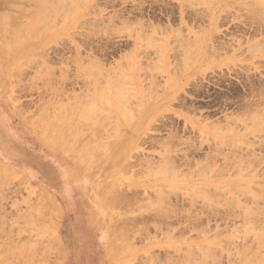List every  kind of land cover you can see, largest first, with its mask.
Listing matches in <instances>:
<instances>
[{
  "label": "rangeland",
  "instance_id": "obj_1",
  "mask_svg": "<svg viewBox=\"0 0 264 264\" xmlns=\"http://www.w3.org/2000/svg\"><path fill=\"white\" fill-rule=\"evenodd\" d=\"M53 1L0 0V264H264V7L254 8L255 0ZM45 5L64 13L55 9L50 22L38 13L36 21ZM22 23L30 32L16 36ZM213 135L243 141L219 145ZM218 149L262 164L238 171L221 156L215 170L199 174L206 153ZM169 155L178 170L167 166L170 176L162 162ZM230 177L243 183L237 195L199 190ZM158 181L172 191L160 213L149 208L156 193L145 186ZM187 181L197 193L185 190ZM98 193L109 212L95 226ZM116 194L118 206L108 202ZM247 209L256 231L243 220ZM214 210L211 222H198ZM119 227L124 233L113 241Z\"/></svg>",
  "mask_w": 264,
  "mask_h": 264
},
{
  "label": "bare ground",
  "instance_id": "obj_2",
  "mask_svg": "<svg viewBox=\"0 0 264 264\" xmlns=\"http://www.w3.org/2000/svg\"><path fill=\"white\" fill-rule=\"evenodd\" d=\"M47 1V0H46ZM56 1V0H55ZM58 1V3L57 4H59L60 5V3L61 2H59V0H57ZM65 1V0H64ZM76 1H78V0H76ZM82 1V0H81ZM84 1V0H83ZM228 0H226V2H227ZM235 2L237 1V0H234ZM251 1V0H250ZM249 1V3H247V5L248 4H250V3H252V2H250ZM256 1V3H255V5H254V3H252V4H250L248 7H252L253 5L255 6L254 8H257V5H258V8H261L262 6L264 7V0H255ZM6 2V1H5ZM9 2H10V0H9ZM200 2V1H199ZM202 2V1H201ZM226 2H223V3H226ZM247 2H248V0H247ZM14 3H15V1H14ZM54 3V1L52 0V5H54L53 4ZM56 3V2H55ZM62 3H66V2H63L62 1ZM10 4H12V3H10ZM13 5H15V4H13ZM41 3H40V7H41ZM52 5H50L51 7L49 8V9H51V10H46L48 7H49V5L48 6H43V7H46L45 9H44V12L42 11L41 13L43 14L44 13V15L42 16L41 15V13L39 12V10H38V8L37 9H35V10H38L37 11V15H36V13H34L35 15H36V17H35V20L37 21V19H39L38 17V13L40 14V18H43L44 17V19L46 20L45 22H47V21H49L50 20V16H49V13H51V12H55V9L56 8H59V7H56V8H54V6H52ZM61 5H63V4H61ZM64 5H66V4H64ZM64 5L62 6V7H64ZM252 5V6H251ZM72 6V5H71ZM79 6L81 7V5H80V3H79ZM259 6H261V7H259ZM66 7H68L69 8V6H66ZM66 7H64L66 10V12L68 11L67 10V8ZM42 8V7H41ZM61 8V7H60ZM71 8V7H70ZM12 10H14V9H12ZM45 10L47 11V13L45 12ZM56 10H58V9H56ZM62 10V12H63V9H61ZM262 10V9H261ZM260 9H259V11H260V15H262V13H264V8H263V10L261 11ZM16 11V10H15ZM49 11V12H48ZM75 11L76 10H74L73 12H74V14H76L75 13ZM80 11V10H79ZM61 11H60V9L58 10V13L60 14V13H62ZM77 12V11H76ZM7 13V12H6ZM14 13H17V11L16 12H14ZM64 13V12H63ZM259 13V12H258ZM34 14H33V16H34ZM45 14H47V17L45 16ZM73 14V13H72ZM71 14V15H72ZM73 14V15H74ZM8 15V14H7ZM14 15V14H13ZM196 15V14H195ZM14 16H16V15H14ZM60 16V15H59ZM66 16V15H65ZM18 17V16H17ZM21 17V16H20ZM70 17H72V16H70ZM8 19H7V21H10V22H13L14 23V25L15 24H17L18 23V21H15V20H13V19H11L10 18V16L9 17H7ZM65 18V17H64ZM63 18V19H64ZM196 18V17H195ZM215 18H216V16H215ZM214 18V19H215ZM263 18H264V15H263ZM44 19H42L43 21H44ZM23 20V19H22ZM25 20V22H29L28 24H30L31 23V19L28 21L26 18L24 19ZM24 20H23V22H24ZM27 20V21H26ZM52 21H53V19H51ZM264 20V19H263ZM35 21V22H36ZM67 21V20H66ZM215 21H216V19H215ZM214 21V22H215ZM38 22L40 23V21L38 20ZM44 22V23H45ZM50 22V21H49ZM34 23V22H33ZM42 24V23H41ZM41 24H38L39 26L41 25ZM51 24V23H50ZM32 24H30L29 25V27L31 26ZM34 25H36L35 23L32 25V26H34ZM44 25V26H43ZM46 23L45 24H42L41 26H43V28H46ZM22 28L20 29V26L17 28V27H15V31H14V34L17 36H20L21 35V33L22 34H24V32L26 31V32H30V30H28V29H26L25 28V31H24V27H25V25L22 23ZM31 26V27H32ZM40 26V27H41ZM4 28V30H5V28H7L6 26H3ZM39 27V28H40ZM39 28H37V29H39ZM30 29H33V28H30ZM51 29H52V24H51ZM4 30H3V32H4ZM41 30H43V29H41ZM63 31V30H62ZM25 32V33H26ZM44 32V31H43ZM42 32V33H43ZM11 33V32H10ZM33 33V32H32ZM46 33V32H45ZM13 34V35H14ZM35 34H36V32H35ZM34 34V35H35ZM33 34L31 35L32 36V38L34 39L35 37H36V35H38V34H36L35 36H34ZM34 36V37H33ZM150 36H152V35H150ZM7 37H8V35H7ZM12 37H14V36H12ZM42 37V36H41ZM44 37V36H43ZM149 37V36H148ZM28 38V37H27ZM24 39V40H28V39ZM141 38V37H140ZM143 38V37H142ZM141 38V39H142ZM8 39V38H7ZM36 39H38V36L36 37ZM9 40V39H8ZM10 41H12L11 40V37H10ZM19 41H17L16 43H18ZM8 43H10V42H8ZM206 44V43H205ZM39 45V44H38ZM209 46V45H208ZM264 52V51H263ZM22 53H23V51H22ZM25 53H26V50H25ZM263 54V53H262ZM100 60V59H99ZM128 60H130L129 59V57H128ZM137 61V60H136ZM22 64V63H21ZM93 64V63H92ZM97 64V63H96ZM21 66V65H20ZM98 67V66H97ZM99 68H100V66H99ZM107 75H109V74H107ZM111 76H109V78H110ZM116 80V79H115ZM116 83H117V81H115ZM120 82V81H119ZM116 83L114 84L116 87L117 86H119L120 84H118V85H116ZM113 84V83H112ZM123 85V84H122ZM124 85H125V83H124ZM121 91H122V89L120 90V93H121ZM109 92V91H108ZM119 91H117L115 94H116V96H119V93H118ZM123 92V91H122ZM165 92V91H164ZM124 93V92H123ZM118 94V95H117ZM122 96H124V94H121ZM90 109L91 108H93V107H89ZM118 109H120V107L118 108ZM251 109V108H250ZM250 109H249V111H250ZM252 109H254V107L252 108ZM84 110H86V108H84ZM245 110V109H244ZM248 109H246V111H247ZM93 111H94V109H93ZM87 112H88V110H87ZM95 112H97V113H95ZM94 113L95 114H98V113H100V114H102L101 113V110H96ZM89 113H90V110H89ZM92 113V115H90V117L88 116V118L90 119H92V117H94L95 118V116H93V112H91ZM83 114L84 113H82V115H80V118H78V121L81 119L82 120V117H84L83 116ZM89 115V114H88ZM97 117V116H96ZM100 117H102V116H100ZM87 118V119H88ZM85 119V118H84ZM103 119V118H102ZM260 119H262V118H259V120ZM74 120H76V119H73V121ZM81 120L79 121V122H81ZM76 122V123H79V122ZM90 121H93V120H90ZM264 121V120H263ZM75 122V121H74ZM101 122V121H100ZM262 122V121H261ZM261 122H260V124H261ZM264 123V122H263ZM101 124V123H100ZM71 125L73 126V123H71ZM46 126V125H45ZM260 126V125H259ZM258 126V127H259ZM44 127V126H43ZM42 127V128H43ZM67 127H69V126H67ZM67 127H64V129H67ZM74 127L76 128V126H73V128H71V127H69L70 128V131L72 130V132H70V133H74L75 132V129H74ZM45 128V127H44ZM43 128V129H44ZM50 128V127H49ZM77 128H79L78 126H77ZM51 129H52V127H51ZM97 129V128H96ZM98 129H101V128H98ZM69 130V129H68ZM73 130H74V132H73ZM79 130V129H78ZM63 131V130H62ZM96 131V130H95ZM65 131H63V133H64ZM66 132H67V130H66ZM94 132V131H93ZM206 132V131H205ZM72 134H70V135H72ZM210 133H206V135L208 136ZM42 135H40V137H41ZM217 135H213V137L214 138H217L218 140H219V143H217L216 142V144H225V143H230V144H233V143H240V142H242L243 141V139L241 138V137H238V136H234V135H219V136H217ZM47 138V137H46ZM209 138V137H208ZM216 139V140H217ZM48 140V139H47ZM209 140V139H208ZM245 144H247V143H245ZM237 145V144H236ZM88 147H90V146H88ZM224 147V146H223ZM91 148H93V147H91ZM232 148V147H231ZM174 149V148H173ZM219 151H217L218 153H215V154H211V152H208V153H206V160H205V162H207L208 164H205V162H204V164L203 165H201L202 167H198L197 168V171H198V173L199 172H204V171H208L209 169H211V170H215L214 168L216 167V164H217V160H219L218 159V157H223L224 159H225V161L227 162L228 160L230 161V165L232 164V163H236V164H238V166H237V168H238V171L240 170V171H244V169H246L247 170V168H249V167H252L253 169H254V167H255V164H258L257 166H259L260 164H262L260 161H259V163L257 162V161H255L256 160V157L254 156V155H252V154H246V155H244V154H240V156H239V154H237V155H235V157H234V159H232L234 162H232V160H231V157L232 156H229V154L230 153H225L224 154V152H223V150L224 149H222V151H220L221 149H218ZM226 150V149H225ZM97 151H99V150H97ZM228 151V150H227ZM231 151H233V150H231ZM238 151V150H237ZM237 151L236 150H234V152H236L237 153ZM191 152V151H190ZM189 152V153H190ZM226 152V151H225ZM234 152H232L233 154H235ZM193 154V153H192ZM196 154V153H195ZM203 155V156H204ZM231 155V154H230ZM186 157V156H185ZM184 157V159H186ZM93 158V157H92ZM94 159V158H93ZM170 159H172V157L169 155L167 158L166 157H163V159L162 160H164V161H162L163 163H165L166 164V167H165V164L163 165L164 166V170L166 171V172H168L169 170H170V167H169V165L170 166H172L173 167V165H171V164H173V162L172 161H174L173 159L172 160H170ZM259 159H261V157L259 158ZM187 160V159H186ZM261 160H263V158L261 159ZM82 161V159L80 160V162ZM91 161V160H90ZM83 162H84V160H83ZM85 162H86V160H85ZM202 162V161H201ZM200 162V163H201ZM162 163V164H163ZM234 163V164H235ZM80 164H82V163H80ZM84 164V163H83ZM199 164V163H198ZM85 165H86V163H85ZM163 166H162V168H163ZM167 166H168V171H167V169H165V168H167ZM228 166V165H227ZM232 166V165H231ZM234 166V165H233ZM86 167H89V166H86ZM176 166L174 165V169H176L177 170V167L175 168ZM247 167V168H246ZM174 169H172L171 168V170L174 172L175 170ZM226 169V168H225ZM252 169V170H253ZM83 171H81V173L82 172H84L83 174H86V175H88L90 172H91V167H89V168H83L82 169ZM223 170L224 169H222V171L221 172H223ZM160 171L162 172V169H160ZM164 171V175L166 174V175H168V176H170V175H173V174H170L169 172L168 173H166ZM172 171H170L171 173H172ZM178 171V170H177ZM226 171V170H225ZM251 171V170H250ZM260 171V170H259ZM258 171V172H259ZM161 172H159V174L161 173ZM209 172V171H208ZM207 172V173H208ZM217 171H215V175H219V171H218V173H216ZM252 172V171H251ZM176 173V172H175ZM201 173H199V174H201ZM227 173V172H226ZM225 172H224V174L223 175H225L226 174ZM242 173V172H241ZM161 174H163V173H161ZM234 174V173H233ZM248 174V172L245 174V176ZM250 174V173H249ZM247 175V178H248V176H250V175ZM202 175V174H201ZM207 175V174H206ZM222 175V176H223ZM159 176V175H158ZM232 176V175H231ZM213 177V176H212ZM215 177V176H214ZM233 177H235V176H233ZM258 177L259 176H257L256 177V179H258ZM236 180V181H235ZM160 181V180H159ZM157 182V183H155V184H152V185H145L146 187L148 186V187H150L151 189H154V191H155V193H156V198H153V199H155V201L151 204V205H149V208H151L152 210L153 209H159V210H157L158 212L159 211H162V209H163V211H165L166 210V207L164 206V204L166 203V201H168V199L170 198V196L171 195H169L168 194V192H172V191H170L171 189H169V190H166V188H167V186L166 185H164V183H160V182ZM192 181V180H191ZM237 181H239V182H241L240 180H237V179H233L232 177H230L229 179H227V180H225V181H222V183H214V181H212V180H209V181H206V183H204V184H202L200 187H199V190H201V191H205V192H207V191H209L210 189H214V190H220V189H222V188H226V190L228 189H231V188H233L232 190H234L235 189V194L237 193H239V192H236L237 190L236 189H238V188H242L241 187V185L243 184H241V183H239V182H237ZM188 182V186H186L185 187V190L186 191H188V192H196L197 190H196V188H195V185L194 184H192V183H190L189 181H187ZM152 183V182H151ZM168 183V182H167ZM183 183H185V182H183ZM190 183V184H189ZM148 184V183H147ZM175 184V183H174ZM168 185H171V184H168ZM172 185H173V183H172ZM197 187V186H196ZM238 187V188H237ZM177 188H179V189H181L180 187H177ZM264 188V187H263ZM119 190V189H118ZM115 191V193H116V191H117V189H115L114 190ZM204 192V194H206ZM243 192H245V194H244V196L246 195V190H244ZM243 192H241L240 194H243ZM114 193V194H115ZM177 193V192H176ZM179 193V192H178ZM177 193V194H178ZM197 193V192H196ZM220 193H221V191H220ZM223 193H225V192H223ZM226 193H227V191H226ZM248 193V192H247ZM104 194V193H103ZM218 194V193H217ZM228 194V193H227ZM227 194L225 195V196H227ZM236 194V195H237ZM102 194H100V193H98L97 195H96V197L94 198V203L96 204V217H94V224H95V226H99L100 225V223H102L105 219H106V217H107V213L109 212L108 210H106L105 209V207L104 206H106L107 204L105 203V200L103 199V197L101 196ZM248 195V194H247ZM191 196V195H190ZM197 196V194L195 195V197ZM250 196V195H249ZM249 196H248V198H249ZM110 198H113L111 201H108V202H110V203H112L113 202V200H114V202H115V200L117 201V200H119L118 199V195L116 194V197H115V195L112 197L111 195L109 196ZM115 197V198H114ZM185 197H187V196H185ZM241 197V196H240ZM264 197V196H263ZM121 198V197H120ZM191 198H193V197H191ZM197 199H199V197H196ZM230 198V197H229ZM214 199V198H213ZM249 199H251V196H250V198ZM256 199V198H255ZM109 200V199H108ZM164 200H166V201H164ZM194 200H195V198H194ZM121 201V200H120ZM119 201V202H120ZM247 201V200H246ZM250 201V200H249ZM261 201V200H260ZM259 201V202H260ZM193 202V201H192ZM256 202H258V201H256ZM255 202V203H256ZM263 202V201H262ZM118 203V201L117 202H115V204H117ZM221 203V202H220ZM223 203H225V204H228V203H226L225 202V200L223 201ZM233 202H232V200H231V204H232ZM239 203H240V201H238V206H239ZM252 203V202H251ZM261 203V202H260ZM115 204H112V205H115ZM119 204V203H118ZM118 204L117 205H115V206H118ZM168 204H169V201H168ZM194 204V206H195V203H193ZM231 204L230 205H227L228 207H231ZM252 205L253 206H255L253 203H252ZM165 207V209H164V207ZM197 206V205H196ZM232 206H235V203H234V205H232ZM147 207V206H146ZM209 207V206H208ZM207 207V208H208ZM148 207L146 208V209H149ZM233 207H231V209H232ZM150 209V210H151ZM240 209V208H239ZM151 210V211H152ZM263 210V209H262ZM156 211V212H157ZM241 211V210H240ZM258 211V210H257ZM176 211H172V213H174V214H176L175 213ZM201 212V211H200ZM206 212H207V210H206ZM204 213V212H202V216L201 217H199V220H198V222L202 225H204V223H202V222H204V221H207V222H209V220H210V218L212 217L213 218V216H218V215H215V210H214V212L213 213H211L210 214V212L209 213ZM217 212V211H216ZM160 213V212H159ZM162 213V212H161ZM164 214H161L163 217H167L168 215H166V212H163ZM170 213V212H169ZM188 213H189V210H188ZM232 214H234L233 212H231ZM168 214V213H167ZM195 213H192V214H188V216L190 215V216H193ZM198 214V213H197ZM204 214H210V215H207L206 217H205V215ZM217 214V213H216ZM243 214H244V218H243V220H246L245 221V224L246 225H249V226H251L250 228H252V229H254V224L255 223H252L253 221V219L251 220V217L253 218V216L255 215V212L254 211H252V210H250V209H247V210H245L244 212H243ZM261 214V213H260ZM259 214V215H260ZM166 215V216H165ZM170 215V214H169ZM177 216L176 217H178V213L176 214ZM262 216H263V214H261ZM113 216V215H112ZM171 216V215H170ZM187 216V215H186ZM195 216H196V214H195ZM203 217H205V218H203ZM239 217H241V216H239ZM243 217V216H242ZM241 217V218H242ZM264 217V216H263ZM178 218H180V217H178ZM189 218V217H188ZM215 218V217H214ZM213 218V219H214ZM118 219V218H117ZM129 219V218H128ZM217 219V218H216ZM259 219V218H258ZM261 219V218H260ZM122 220V222H124V221H127V220H123V219H121ZM130 220V219H129ZM157 220V219H156ZM223 220V219H222ZM215 221H217V220H215ZM255 221H258V220H255L254 219V222ZM111 222V221H110ZM178 222V221H177ZM210 222H211V220H210ZM260 222V221H259ZM264 222V221H263ZM116 223V222H115ZM115 223H114V225H115ZM216 223H218V222H216ZM117 224H121V223H117ZM116 224V225H117ZM258 224V223H257ZM262 224H264V223H262ZM119 225H117V226H119ZM127 225V222H125V226ZM192 225V224H191ZM256 225V224H255ZM260 225V224H259ZM121 226V225H120ZM125 226H123V228H125ZM193 226H194V224H193ZM206 226V225H205ZM113 227V226H112ZM127 227V226H126ZM187 227H189V225L187 226ZM210 227V226H209ZM120 228V227H119ZM117 229V230H115L114 231V233H113V241H115L116 239H115V233L117 234L118 232L121 234V233H124L123 231H122V229L120 228V229ZM193 228V227H192ZM199 228V227H198ZM186 229V228H185ZM255 229H256V227H255ZM254 229V231H256ZM260 229V228H259ZM258 229V230H259ZM121 230V231H120ZM250 230V229H249ZM257 230V231H258ZM264 230V229H263ZM188 231V230H187ZM260 231V230H259ZM258 231V232H259ZM248 232V231H247ZM251 232V231H250ZM253 232V231H252ZM263 232V231H262ZM119 233H118V235H119ZM264 233V232H263ZM112 234V233H111ZM220 234V233H219ZM218 234V235H219ZM125 235H126V233H125ZM264 235V234H263ZM111 235H109V237H110ZM217 236V235H216ZM125 236H121V238H124ZM248 237V236H247ZM252 237V236H251ZM120 238V239H121ZM246 238V237H245ZM249 238H250V236H249ZM262 236L261 235H258L257 236V239H258V241H257V245H258V243H259V245L258 246H256V247H259V249L261 248V243L259 242V240H262ZM108 239V238H107ZM125 239V238H124ZM256 239V238H255ZM126 240V239H125ZM108 241H110V240H108ZM126 242H128L127 240H126ZM107 243V242H106ZM115 243L116 242H114V245H115ZM129 243V242H128ZM247 243V242H246ZM250 243V242H249ZM108 244H110V242L108 243ZM107 244V245H108ZM171 244V243H170ZM178 244V243H177ZM219 244V243H218ZM114 245H112V243H111V245H109L110 246V248H111V246H114ZM116 245H119V247H121L120 246V244H116ZM250 245H252L251 243H250ZM176 246V245H175ZM228 246V245H227ZM253 246V245H252ZM116 247H118V246H116ZM123 247V246H122ZM245 247V246H244ZM244 247H243V249H244ZM256 247H254L255 249H256V251L254 250V249H252V250H254V252L256 253H258V248H256ZM109 248V249H110ZM124 249H122L123 251L126 249L125 247H123ZM203 248H204V246H203ZM206 248V247H205ZM225 249H226V247H224ZM108 249V248H107ZM211 249V248H210ZM119 250H120V248H119ZM127 250V252H128V249H126ZM126 250L124 251V252H126ZM213 250V248L211 249V251ZM258 250V251H257ZM261 250V249H260ZM122 251V253L124 254V252ZM247 253H248V251H251V248H248L247 250ZM262 251V250H261ZM254 252H249V253H251V255H252V258H255V257H253V255H255V253ZM214 253H215V251H214ZM248 253V254H249ZM254 253V254H253ZM117 254H120L119 252L117 253ZM117 254H115L114 256H111V258L113 257V258H116V255ZM204 254V253H203ZM202 254V255H203ZM218 254V253H217ZM238 254V253H237ZM262 254V253H261ZM113 255V254H112ZM121 255V254H120ZM120 255H118V256H120ZM239 255V254H238ZM247 254H245V256H246ZM263 255V254H262ZM258 255L256 254V257H257ZM182 257V256H181ZM194 256H192V258L191 259H193L194 260V258H193ZM249 257V256H248ZM110 258V257H109ZM185 258H186V256H184V258L182 257V259H184V261H185ZM258 258V257H257ZM256 258V259H257ZM259 258H260V256H259ZM263 258V257H262ZM217 259V258H216ZM243 259V258H242ZM109 260V259H108ZM111 260V259H110ZM115 260V259H114ZM122 260V259H121ZM193 260H191L192 262H193ZM199 260H200V255H199ZM260 260V259H259ZM196 261H198L197 259H195V261L194 262H196ZM243 261V260H242ZM131 262V261H130ZM182 262V261H181ZM209 262V261H208ZM208 262H206L205 263V260L204 259H202L201 261H198V262H196V264H208ZM238 262V261H237ZM251 262H253V261H251ZM256 262H258V260L256 261ZM255 261H254V263H256ZM185 264L186 263H188V262H184ZM253 263V264H254ZM129 264H131V263H129ZM178 264H180V262H178ZM214 264H216V263H214Z\"/></svg>",
  "mask_w": 264,
  "mask_h": 264
}]
</instances>
